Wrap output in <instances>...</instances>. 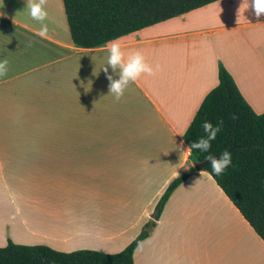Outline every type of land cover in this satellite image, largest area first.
Returning a JSON list of instances; mask_svg holds the SVG:
<instances>
[{
  "label": "crops",
  "instance_id": "1",
  "mask_svg": "<svg viewBox=\"0 0 264 264\" xmlns=\"http://www.w3.org/2000/svg\"><path fill=\"white\" fill-rule=\"evenodd\" d=\"M27 2L0 3V58L8 61L0 77V247L118 253L179 170L194 165L182 136L217 86L219 66L252 111L264 113V14L250 0L244 11L242 0H218L118 38L159 69L115 100L100 69L106 44L72 43L60 0L48 1L51 10L45 0L43 22L28 15ZM132 260L264 264V243L199 171L170 194Z\"/></svg>",
  "mask_w": 264,
  "mask_h": 264
},
{
  "label": "trees",
  "instance_id": "2",
  "mask_svg": "<svg viewBox=\"0 0 264 264\" xmlns=\"http://www.w3.org/2000/svg\"><path fill=\"white\" fill-rule=\"evenodd\" d=\"M215 1L218 0H62V4L72 43L96 48ZM217 78V86L204 97L185 130L183 142L188 146L204 136L205 120L220 125L208 151L219 155L222 150H229L231 163L219 176L210 177L264 243V113L252 111L221 66ZM207 155L193 149L190 160L196 164L205 161ZM203 171L211 173L210 163ZM194 174L191 165L179 170L161 193L152 218L118 253L91 250L64 253L43 245H17L8 241L0 247V264H133L134 250L152 232L170 194Z\"/></svg>",
  "mask_w": 264,
  "mask_h": 264
},
{
  "label": "clouds",
  "instance_id": "3",
  "mask_svg": "<svg viewBox=\"0 0 264 264\" xmlns=\"http://www.w3.org/2000/svg\"><path fill=\"white\" fill-rule=\"evenodd\" d=\"M0 3H2V0H0ZM44 3L45 0H28L27 11L33 20L39 22L45 20L47 11L44 8ZM250 3L256 16L264 14V0H250ZM241 6L244 11L249 7V0H242ZM47 32V25L41 23L37 35L43 38L46 37ZM105 47L107 50V59L106 63L100 69L105 72L106 79L109 82L108 93H111L115 100H119L124 95L130 83L134 82L142 74L152 75L159 69V65H152L147 62L142 50H125L121 47L118 39L108 41ZM109 69H111V72H109ZM7 71V59L0 58V77H3ZM90 84L91 81L86 86H90ZM233 119H235V116H233ZM202 128L205 135L190 142L182 152L185 156L190 155L193 149L208 153L204 160L210 162L211 173L209 175L219 176L230 165L231 152L225 149L218 156L209 153L208 150L211 147V141L215 139L217 132L220 130V125H213L210 121L205 120L202 123Z\"/></svg>",
  "mask_w": 264,
  "mask_h": 264
},
{
  "label": "water",
  "instance_id": "4",
  "mask_svg": "<svg viewBox=\"0 0 264 264\" xmlns=\"http://www.w3.org/2000/svg\"><path fill=\"white\" fill-rule=\"evenodd\" d=\"M218 156V155H217ZM210 162L205 160V161H202V162H198L196 164L193 165V168L196 172H199V171H203V169L205 168V166L207 164H209Z\"/></svg>",
  "mask_w": 264,
  "mask_h": 264
},
{
  "label": "rangeland",
  "instance_id": "5",
  "mask_svg": "<svg viewBox=\"0 0 264 264\" xmlns=\"http://www.w3.org/2000/svg\"><path fill=\"white\" fill-rule=\"evenodd\" d=\"M47 2H46V6H47V8H48V10H49V8H50V10H51V6H52V3L50 2H48V1H50V0H46ZM56 2V1H55ZM47 3L49 4V7H48V5H47ZM57 3H58V0H57ZM60 3L62 4V2H61V0H60ZM47 8H46V11L48 12V10H47ZM50 12V11H49ZM62 12V11H61ZM62 15H63V12H62Z\"/></svg>",
  "mask_w": 264,
  "mask_h": 264
}]
</instances>
